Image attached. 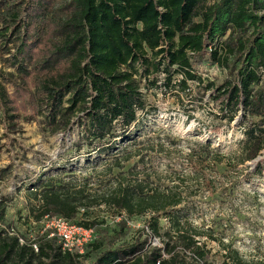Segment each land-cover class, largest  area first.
Segmentation results:
<instances>
[{
    "label": "trees",
    "instance_id": "16d2710c",
    "mask_svg": "<svg viewBox=\"0 0 264 264\" xmlns=\"http://www.w3.org/2000/svg\"><path fill=\"white\" fill-rule=\"evenodd\" d=\"M0 23V135L17 133L23 123L51 134L76 129L72 149L85 151L87 165L109 179L93 192L89 177L74 183L68 166H52L47 173L61 174L32 184L34 219L57 216L96 228L90 209L104 205L128 218L150 214L155 237L162 220L175 233L144 254L146 242L110 247L98 230L86 254L73 255L48 234L34 237L35 247L15 233L1 203L0 264H190L180 248L206 264L197 240L203 234L186 229L176 210L181 195L150 184L135 168L128 178L122 170L141 156L143 90L171 94L183 105L184 95L191 111L211 105L210 133L241 119L234 125L244 136L241 163L256 161L264 150V0H0ZM208 66L223 79L205 77L201 67ZM257 172L264 173L261 162Z\"/></svg>",
    "mask_w": 264,
    "mask_h": 264
},
{
    "label": "rangeland",
    "instance_id": "374dc122",
    "mask_svg": "<svg viewBox=\"0 0 264 264\" xmlns=\"http://www.w3.org/2000/svg\"><path fill=\"white\" fill-rule=\"evenodd\" d=\"M1 28L0 23V33H3ZM3 45L0 36L1 49ZM2 58L0 50V67L5 66ZM201 72L212 80H221L224 76L211 66L201 67ZM143 92L147 107L138 138L143 142L142 152L140 157L126 163L122 170L128 175L125 177L135 168L150 184L181 195L182 204L176 210H181V218L188 223L186 229L203 234L197 240L207 258L206 264H236L229 258L236 255L248 263L264 264V173L257 172L259 162L264 166V150L255 162L242 164L239 153L244 136L241 129L234 127L241 119H236L230 127L221 123L219 133H210L211 105L191 111L194 105L184 95L185 105L171 94ZM18 130L6 137L0 135V204L5 205L7 223L15 233L30 239L48 234L49 238L58 239L63 252L67 250L66 253L79 256H84L88 246L98 238V230L105 232L110 247L146 242L144 254L153 248H162L164 241L175 236L166 220L160 223L161 236L155 237L148 227L150 214L128 218L103 205L90 209L89 214L100 227L85 228L70 222L93 234L91 237L77 234L63 249L64 241L52 225L57 216L45 217L40 222L34 219L36 203L30 195L32 184L39 178L46 180L50 175L61 174L62 171L47 172L52 166L64 165L77 175L78 180L71 179L74 183L89 177L94 184L93 192L101 187L98 189L101 193L109 179L87 165L91 158L85 151L72 149L77 141L76 129L51 134L37 123H23ZM208 140L211 149L206 147ZM142 156L143 163H137ZM3 171H8V175L3 176ZM34 240L31 242L36 247ZM180 249L187 262L202 264L192 251ZM163 258L169 257L164 253Z\"/></svg>",
    "mask_w": 264,
    "mask_h": 264
},
{
    "label": "built area",
    "instance_id": "2783aa9c",
    "mask_svg": "<svg viewBox=\"0 0 264 264\" xmlns=\"http://www.w3.org/2000/svg\"><path fill=\"white\" fill-rule=\"evenodd\" d=\"M52 225L57 229L60 237L64 241L63 249L69 245L73 237L77 234L84 237H91L93 232L78 226L70 224V222L62 217H56L52 220ZM67 250H64V252Z\"/></svg>",
    "mask_w": 264,
    "mask_h": 264
}]
</instances>
